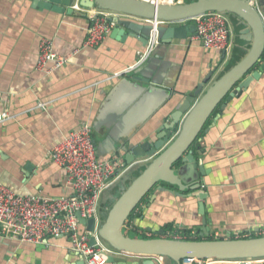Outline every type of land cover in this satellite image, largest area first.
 <instances>
[{
  "label": "crops",
  "instance_id": "0c3cea01",
  "mask_svg": "<svg viewBox=\"0 0 264 264\" xmlns=\"http://www.w3.org/2000/svg\"><path fill=\"white\" fill-rule=\"evenodd\" d=\"M254 6L264 14V0H254ZM220 12L230 29L226 51L205 49L192 33L164 43L157 39L156 31L144 44L141 36L146 30L134 27L149 21L116 14L114 18L129 20L127 32L138 35L129 34L121 41L110 31L98 46L72 53L86 36L85 10L59 13L37 8L32 0H0V112L5 113L0 121V183L47 197L72 194L65 173L51 160L49 150L63 134L82 123L93 128L99 158L117 156L123 161L120 142L129 140L133 146L149 139L163 123L173 122L172 112L188 95L194 94L192 106L249 51L251 41L244 32L247 25L235 14ZM42 38L51 40L59 54H70L68 62L59 68L51 62L41 66L38 46ZM149 45L151 54L138 64L137 51ZM125 71L128 73L119 74ZM115 86L120 98L130 86L137 89L132 104L140 94L144 100L147 94L149 102L166 95L141 126L126 135L120 119L114 122L117 126L107 125V120L95 123L101 104ZM220 104V111L218 107L200 133L198 145L192 147L204 168L198 189L205 191L206 197L199 201L159 183L162 188L149 192L126 219L122 226L125 234L171 238L176 231L180 239L239 238L255 236V230L264 226V70L239 95ZM110 118L119 117L108 114ZM26 164L33 166L29 173ZM146 164L147 160H139L131 165L102 195L97 208L100 221L121 187L130 184ZM204 233L208 234L201 236ZM122 256L129 261L123 264H144L146 259ZM80 260L66 236L50 237L39 246L0 235V264H76ZM160 264L174 263L163 257ZM200 264L238 263L235 259H205Z\"/></svg>",
  "mask_w": 264,
  "mask_h": 264
},
{
  "label": "water",
  "instance_id": "95a60500",
  "mask_svg": "<svg viewBox=\"0 0 264 264\" xmlns=\"http://www.w3.org/2000/svg\"><path fill=\"white\" fill-rule=\"evenodd\" d=\"M32 2L37 8L59 13H71L75 10L74 3H77L83 10L90 8L112 10L134 19L149 21L146 25L138 24L139 26L134 27L135 30L136 28L146 30V35L141 36L144 44H147L153 29L152 20L165 22L156 26L157 39L164 43H170L172 39L185 37L189 33L195 34V24H184V22L206 11H227L243 20L247 25L244 32L247 34V39L251 41V47L246 55L215 80L192 106L190 105L194 94L188 95L172 112L173 122L163 123L161 129L149 136V139L133 146H130L129 140L120 142L124 163L131 164L139 160H147L148 164L142 167L130 184L121 187L120 195L102 223L95 218L86 220L80 216L79 212H76V216L79 223L86 226L87 231L96 233L101 242L121 253V255H109L107 262L128 263L123 254L145 257L144 264H160V259L163 257L169 258L174 264H185L183 260L189 258L198 260L264 258V236L227 237L213 240L145 238L131 237L122 231L126 219L141 200L155 188H162L159 183L174 187L178 194L195 196L199 201L206 197V192L198 189L199 176L204 174V168L195 158L192 147L198 145L200 133L221 105L220 103L239 95L251 81L258 79L264 70L262 10L254 6L250 0H185L177 3H157L156 0H32ZM112 20L115 22L110 34L113 38L123 41L129 34L138 35V32L126 31L129 20L121 18ZM256 65L257 67L251 70ZM123 82H127V79ZM130 87L123 98L119 97L118 86L112 88L106 101L101 104L95 123L107 120V125L117 126V122H114L120 119L127 135L141 126L140 124L161 104L162 96L166 95V93L162 94L157 101L149 102L147 94H145V100L140 94L138 101L132 104L138 94L134 86ZM108 114L119 118L107 119ZM179 123L176 134L171 138L172 131ZM31 167H33L31 164H26L25 171L29 173ZM207 234L204 233L201 236ZM92 235L91 244L95 243V236ZM38 245L44 246L45 242ZM154 258L158 263L154 262ZM76 264H86V262L82 258ZM248 264L264 263L253 261Z\"/></svg>",
  "mask_w": 264,
  "mask_h": 264
},
{
  "label": "built area",
  "instance_id": "2783aa9c",
  "mask_svg": "<svg viewBox=\"0 0 264 264\" xmlns=\"http://www.w3.org/2000/svg\"><path fill=\"white\" fill-rule=\"evenodd\" d=\"M250 2L254 5V0ZM73 8L81 10L77 3H74ZM91 10L92 8L85 10L88 18L86 36L80 46L73 48L72 53L84 47L98 46L113 28L115 23L112 20L113 16L121 14L99 8H95L94 13L90 14ZM185 21L195 24L194 39L205 49L226 51L230 47V29L224 13L206 11ZM151 23L153 29L149 39L156 36V26L165 22L152 20ZM149 46L144 51H137L138 64L151 54L152 47ZM38 49L41 66L51 62L54 67L59 68L70 58V54L62 55L56 52L48 38L41 39ZM4 118L5 113L0 112V121ZM49 155L65 173L72 194L47 197L19 192L11 186L0 183V235L29 243H41L46 242L50 237L66 236L71 248L86 264H105L109 255H121L101 242L96 233L87 231L86 226L79 223L76 212L86 220L91 218L97 220V208L102 195L134 163L125 164L117 156L99 158L93 128L89 123H82L78 128L63 134L52 145ZM261 231L264 233V227ZM91 234L95 236L93 244L90 242ZM171 235L173 238H178L176 231ZM193 260L198 259H184L183 263L188 264ZM248 263L246 261L244 264Z\"/></svg>",
  "mask_w": 264,
  "mask_h": 264
},
{
  "label": "rangeland",
  "instance_id": "374dc122",
  "mask_svg": "<svg viewBox=\"0 0 264 264\" xmlns=\"http://www.w3.org/2000/svg\"><path fill=\"white\" fill-rule=\"evenodd\" d=\"M177 2H181V1L171 0V3H177ZM117 197H118V196H117ZM117 197H116V198H117ZM116 198H114V200H115ZM97 215H99V214L97 213ZM98 217H99V216H98ZM99 222L102 223L103 221H100V220H99ZM263 227H264V226H261V227H259V228H257V229L255 230V233L257 234V235H255V236H264V233H262V231H261V228H263ZM248 234H249V233H248ZM250 236H252V235H250ZM246 237H249V236H242V237H239V238H246ZM171 238H173V237H171ZM176 239H180V238H176ZM183 239H185V238H183ZM217 239H218V238H217ZM211 240H213V239H211ZM203 260H205V259H203ZM262 260H264V258H259V259H247V260L235 259V261H236L238 264H244L246 261H248V262L261 261V263H262ZM201 261H202V260H193V261H191V262L188 263V264H200Z\"/></svg>",
  "mask_w": 264,
  "mask_h": 264
},
{
  "label": "bare ground",
  "instance_id": "6f19581e",
  "mask_svg": "<svg viewBox=\"0 0 264 264\" xmlns=\"http://www.w3.org/2000/svg\"><path fill=\"white\" fill-rule=\"evenodd\" d=\"M157 1V3H171V0H156ZM94 11H95V8L94 9H92L91 11H90V13L91 14H93L94 13ZM255 262H257V261H255Z\"/></svg>",
  "mask_w": 264,
  "mask_h": 264
},
{
  "label": "trees",
  "instance_id": "16d2710c",
  "mask_svg": "<svg viewBox=\"0 0 264 264\" xmlns=\"http://www.w3.org/2000/svg\"><path fill=\"white\" fill-rule=\"evenodd\" d=\"M208 121H209V120H208ZM208 121H207V122H208ZM206 124H207V123H206ZM163 184H166V183H163ZM120 193H121V190H120ZM120 193L118 194V196L120 195ZM129 216H130V215H129ZM173 229H175V228H174V227H172V228L170 227V230H173Z\"/></svg>",
  "mask_w": 264,
  "mask_h": 264
},
{
  "label": "flooded vegetation",
  "instance_id": "af4514ba",
  "mask_svg": "<svg viewBox=\"0 0 264 264\" xmlns=\"http://www.w3.org/2000/svg\"><path fill=\"white\" fill-rule=\"evenodd\" d=\"M205 126H206V124H205ZM205 126H204V128H205Z\"/></svg>",
  "mask_w": 264,
  "mask_h": 264
}]
</instances>
